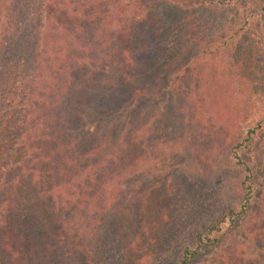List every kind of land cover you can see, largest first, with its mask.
Here are the masks:
<instances>
[{
  "label": "trees",
  "instance_id": "16d2710c",
  "mask_svg": "<svg viewBox=\"0 0 264 264\" xmlns=\"http://www.w3.org/2000/svg\"><path fill=\"white\" fill-rule=\"evenodd\" d=\"M232 1L0 0V264L159 263L172 199L169 117L212 122L214 105L221 110L225 101L219 121L229 131L218 127L200 165L217 156L237 168L240 202L180 244L174 264L221 247L222 226L236 220L255 251L246 256L229 245L220 264H264V204L251 212L255 187L242 154L264 120L259 91L243 89L249 70L262 71L264 88L263 5L233 24L244 31L253 21L252 53L218 45L231 56L224 69L239 77L228 80L226 70L190 79L189 62L202 47L189 16L198 19L206 4L231 9ZM172 76L184 93L193 85L184 111L169 94ZM161 92L167 104L153 103ZM141 100L152 110L149 126ZM190 127L170 141L181 145L198 128Z\"/></svg>",
  "mask_w": 264,
  "mask_h": 264
},
{
  "label": "rangeland",
  "instance_id": "374dc122",
  "mask_svg": "<svg viewBox=\"0 0 264 264\" xmlns=\"http://www.w3.org/2000/svg\"><path fill=\"white\" fill-rule=\"evenodd\" d=\"M245 1L248 3L246 4ZM232 2L234 4L231 3V9L226 6L215 8L210 4H206L198 8V19L195 13L189 16L190 18L193 17L191 20L197 22L194 32L199 36L198 41L200 42L201 40L202 47V51L199 52L197 57L189 62L190 74L194 76L190 75L192 77L190 78L192 80L191 83L200 73L209 80L216 78L214 76L221 71L223 75L227 76L228 70L224 68H228L227 63L231 60V56L227 54L228 52L226 54L222 53L221 47L218 46L221 43L225 42L222 46L226 50L229 47L231 49L233 47L242 56L249 55L250 52L252 53L253 49L257 46L256 43H259V40L257 41L258 35L255 34L256 28L253 25V21L250 22L251 25L248 21V29L244 31H234L237 27H234L233 24L236 19H240V16L248 15L251 10L255 11L259 4H261L263 5V9L259 14L262 22L260 25L264 26V0H233ZM243 4H246V10L241 8ZM232 58L236 61L234 54H232ZM214 64L215 66H212ZM263 66L264 62L262 60L259 67L263 70ZM229 71L232 75L230 74L228 80L232 79L238 70L232 71L230 69ZM233 73L235 74L233 75ZM238 73L240 72H237V76L239 77ZM253 73L254 70L253 72L249 70L248 74L250 75L246 74L247 79L243 82L245 86L243 89L248 88L249 90L259 91L261 98L259 99L260 103L256 107V109H259L264 105V96L261 92L264 91V88L260 85L262 71L259 70L256 74ZM235 79L233 78V81L237 84ZM184 83L186 84V82ZM188 83L187 81V85ZM177 87L178 83L175 81V77L172 76L169 83V94L173 96L172 101L177 103L178 107L180 106L179 110L184 111V105L192 97L193 85L185 90L186 93H184L182 88L178 89ZM161 94L162 92L152 102L155 104L157 102L167 104L165 100L159 99ZM218 104L214 105L217 112L212 122L203 121L202 119L199 121L200 123L194 124L192 123L193 120L190 121V119L186 118L185 122L181 124L172 121L171 117H169V195L172 199H169L168 219L161 222L164 225H169L167 228H164L165 232L169 234V239L160 236L162 239L159 240L160 246L164 247L163 243H165L167 249L166 252H162L158 257L160 262L157 264H174L177 258L176 251L180 244L189 241L194 232L203 231L206 224L221 215L226 209L235 208L240 202L238 199L240 172L237 168L230 166L226 160L221 158L218 160L217 156H213L215 159L211 162L210 167L200 165L202 161L201 156L206 152L204 150L205 146L210 144L207 147L208 149L211 146L210 141L216 140L218 127L220 126L223 131H229V128L224 126L225 119L222 122L219 121L220 115H226L228 104L225 101L224 107L221 110ZM137 106H139L140 119L149 126L150 121L153 120L150 106L146 105L145 100L138 102ZM145 110H147V113H143ZM242 116L244 115L240 112L239 118H237L238 121L243 127L249 125L247 121L244 122L245 119H242ZM247 117L251 118L249 114ZM260 117L264 118V107L257 111V118ZM191 125L198 127L195 131H192L196 132L195 135H192L191 132L190 138L183 141L181 145L178 141H170L176 136H180L181 130L184 132V135L188 134L193 127H190ZM242 154L252 168V184L255 187L252 195L254 207L251 209L252 212L253 209H258L264 204V120L261 122L260 129H257L256 133L250 138ZM217 165H220L223 169L217 168ZM216 169L218 170L217 173H215ZM146 213L148 212L145 211ZM235 223V225H227L225 223L222 226V230L224 229V244L221 247L207 248L191 264H205L204 261L210 258H212L211 262L213 264H220L223 252L229 245L233 246L236 250L243 248L242 250L246 256L252 255L255 251L254 247L251 246L243 235L244 230L240 222L236 220Z\"/></svg>",
  "mask_w": 264,
  "mask_h": 264
}]
</instances>
